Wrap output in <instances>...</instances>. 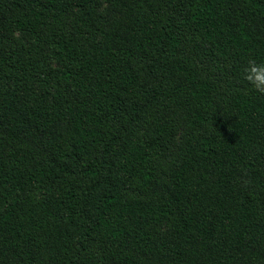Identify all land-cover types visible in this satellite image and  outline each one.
<instances>
[{"label": "trees", "instance_id": "16d2710c", "mask_svg": "<svg viewBox=\"0 0 264 264\" xmlns=\"http://www.w3.org/2000/svg\"><path fill=\"white\" fill-rule=\"evenodd\" d=\"M100 1L0 0V264H264V0Z\"/></svg>", "mask_w": 264, "mask_h": 264}, {"label": "clouds", "instance_id": "9594fccd", "mask_svg": "<svg viewBox=\"0 0 264 264\" xmlns=\"http://www.w3.org/2000/svg\"><path fill=\"white\" fill-rule=\"evenodd\" d=\"M244 79L251 85L254 91L264 94V63L252 60L248 62Z\"/></svg>", "mask_w": 264, "mask_h": 264}, {"label": "rangeland", "instance_id": "374dc122", "mask_svg": "<svg viewBox=\"0 0 264 264\" xmlns=\"http://www.w3.org/2000/svg\"><path fill=\"white\" fill-rule=\"evenodd\" d=\"M95 10L97 11V13H99V15H101L104 18H109L106 19L107 21L110 19H114L116 18V15L111 11V7L108 3V0H101L96 6H95ZM73 19L72 15H69L66 19H65V23H66V29L67 32L71 30V21ZM46 52L49 54L50 50H46ZM54 61H50V64L52 65ZM224 89V88H223ZM221 92V91H220ZM41 165H38L36 167L39 168ZM38 170H36L35 172H37Z\"/></svg>", "mask_w": 264, "mask_h": 264}]
</instances>
